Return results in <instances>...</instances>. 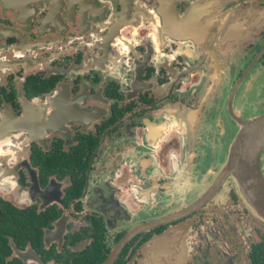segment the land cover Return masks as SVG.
<instances>
[{
  "label": "flooded vegetation",
  "instance_id": "1",
  "mask_svg": "<svg viewBox=\"0 0 264 264\" xmlns=\"http://www.w3.org/2000/svg\"><path fill=\"white\" fill-rule=\"evenodd\" d=\"M261 114L264 0H0V264H264Z\"/></svg>",
  "mask_w": 264,
  "mask_h": 264
},
{
  "label": "water",
  "instance_id": "2",
  "mask_svg": "<svg viewBox=\"0 0 264 264\" xmlns=\"http://www.w3.org/2000/svg\"><path fill=\"white\" fill-rule=\"evenodd\" d=\"M264 148V114L238 123L221 176L230 174L238 191L257 220L264 226V180L259 157Z\"/></svg>",
  "mask_w": 264,
  "mask_h": 264
},
{
  "label": "rangeland",
  "instance_id": "3",
  "mask_svg": "<svg viewBox=\"0 0 264 264\" xmlns=\"http://www.w3.org/2000/svg\"><path fill=\"white\" fill-rule=\"evenodd\" d=\"M256 222H259L258 220H256Z\"/></svg>",
  "mask_w": 264,
  "mask_h": 264
}]
</instances>
